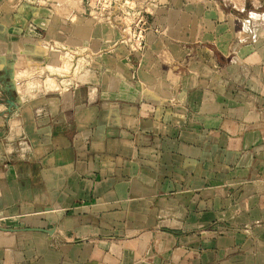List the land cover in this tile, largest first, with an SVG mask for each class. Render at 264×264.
Wrapping results in <instances>:
<instances>
[{
	"label": "crops",
	"instance_id": "crops-1",
	"mask_svg": "<svg viewBox=\"0 0 264 264\" xmlns=\"http://www.w3.org/2000/svg\"><path fill=\"white\" fill-rule=\"evenodd\" d=\"M135 7L0 0V264H264V0Z\"/></svg>",
	"mask_w": 264,
	"mask_h": 264
},
{
	"label": "built area",
	"instance_id": "built-area-1",
	"mask_svg": "<svg viewBox=\"0 0 264 264\" xmlns=\"http://www.w3.org/2000/svg\"><path fill=\"white\" fill-rule=\"evenodd\" d=\"M89 1V0H87ZM126 2V1H125ZM97 9H94L92 5H88L90 14L96 17L100 20H110L113 17H115L114 12L122 10V7H124V4L121 5L118 4V1L111 2L107 5H97ZM93 10L101 11L100 14H93ZM132 13L130 12L128 16L132 19L131 23L125 22V27L123 29V38L121 40L122 43H124L126 46H128L129 50L131 52H142L146 47V36L149 31L150 25L149 21L147 19V16L145 13L141 11L132 10ZM72 57V66L73 69H79L80 64V58H84L92 60L91 57L88 56V54H85V56L77 54V52H73L69 54ZM68 85H70L68 83Z\"/></svg>",
	"mask_w": 264,
	"mask_h": 264
},
{
	"label": "rangeland",
	"instance_id": "rangeland-1",
	"mask_svg": "<svg viewBox=\"0 0 264 264\" xmlns=\"http://www.w3.org/2000/svg\"><path fill=\"white\" fill-rule=\"evenodd\" d=\"M85 1L88 5L89 4L92 5L94 7V9H97V7H98L97 5H107V4H110L111 2L118 1V4H120V9H121V5H123L126 0H89V1L85 0ZM129 1L134 2L133 3L134 5L130 2L126 3V5H124V7H122V10L114 12L115 15H119V17L124 18L125 19L124 22H127V23H131V21H132L130 16H128L130 12L132 13L131 9L137 11V9H135L136 8L135 6L138 3L143 2V0H129ZM132 6H134V7H132ZM100 12L101 11L93 10L94 15L100 14ZM71 60H72L71 56H68V59L65 60L66 61L65 67H64L65 71H63L62 69H60L59 71L58 70L55 71L52 68V74L45 72L43 74L42 78L32 76V74H31L26 80V83H28V86H30V91H34V90L42 89V88H52V89L58 88L57 87V84L59 83L58 78L61 81V80H64V78H63L64 73L69 74L71 72V74H72L73 66H72ZM44 65H46V64H44ZM34 70H36V68H34ZM26 74H24V75H26Z\"/></svg>",
	"mask_w": 264,
	"mask_h": 264
},
{
	"label": "water",
	"instance_id": "water-1",
	"mask_svg": "<svg viewBox=\"0 0 264 264\" xmlns=\"http://www.w3.org/2000/svg\"><path fill=\"white\" fill-rule=\"evenodd\" d=\"M15 68V62H10L5 68L3 75L0 76V84L3 82L6 85V90L10 95H13L17 89ZM6 81L7 84L5 83Z\"/></svg>",
	"mask_w": 264,
	"mask_h": 264
}]
</instances>
